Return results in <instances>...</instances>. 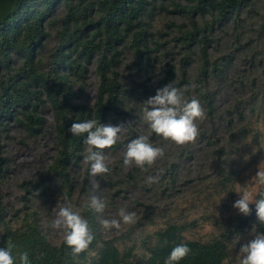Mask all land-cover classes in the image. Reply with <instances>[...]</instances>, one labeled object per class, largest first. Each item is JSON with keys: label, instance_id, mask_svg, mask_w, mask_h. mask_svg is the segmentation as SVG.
Returning a JSON list of instances; mask_svg holds the SVG:
<instances>
[{"label": "trees", "instance_id": "trees-1", "mask_svg": "<svg viewBox=\"0 0 264 264\" xmlns=\"http://www.w3.org/2000/svg\"><path fill=\"white\" fill-rule=\"evenodd\" d=\"M170 1L175 29L152 35L147 17L156 0H0V126L12 120L29 137L41 135L40 113L51 108L55 154L44 178L54 187L35 181L27 191L58 193L69 210L59 244L33 220L15 227L3 221L0 264H264V0ZM125 48L133 50L127 67L136 69L142 98L161 91L159 99L172 108L153 119L159 106L144 102L152 119L148 140L161 141L159 157L144 164L156 146L134 135L140 165L121 177L134 181L146 167L157 170V181L132 186L142 197L164 196L176 188L183 164L199 156L207 176L199 180L209 185L197 194H203L201 203L185 198L170 209L156 205L130 227L126 240L104 239L87 177L76 190L72 171L84 142L94 140L92 156L95 149L116 150L120 144L105 130L134 119L126 103L135 90L118 71ZM90 73L96 80L91 106L83 103ZM3 163L0 155V176ZM251 168L255 184L248 201L236 188ZM217 198L222 207L214 204ZM202 225L213 232L199 235Z\"/></svg>", "mask_w": 264, "mask_h": 264}, {"label": "rangeland", "instance_id": "rangeland-1", "mask_svg": "<svg viewBox=\"0 0 264 264\" xmlns=\"http://www.w3.org/2000/svg\"><path fill=\"white\" fill-rule=\"evenodd\" d=\"M153 7L149 8L150 13L147 17L151 26L150 32L152 35H156V32L161 30L163 31L162 33L169 34L175 29L174 25L170 26L171 23L176 22V19L178 20V16L175 13H170L173 9L171 1L156 0V2H153ZM176 25L179 26L180 23L177 22ZM122 54L127 56V60L120 65L118 71L125 86L135 90L134 99L126 103V108H132L133 113L131 114L134 119H126L122 123L109 125L105 130L106 135L108 136L109 134L113 142L120 144L116 150L112 148L95 149V153L92 156L94 140L84 142L81 146L80 159L72 174L75 177L73 182L77 187L76 190L79 189L82 178L87 177L89 198L96 210L103 238L111 239V237L123 235L126 240L125 234L130 227L139 218L147 216L156 205H159L160 208L170 209L173 208L171 203L174 200L179 206L180 202L184 201L185 198H195L196 203H201L200 200L203 198V194H197L205 191L203 189L209 185V180H199L202 175L205 178L207 177L201 172L202 169H199V156L194 157L189 163L183 164L181 174L177 178L176 188L174 190L170 189L169 193H167L171 195L170 198H167V194L164 196H159L158 194L156 197H142L141 190L132 186L136 180L140 179H144L139 185L140 187L145 186L146 182L150 184L153 181H157L162 176L161 172L157 170L152 171L150 167H146L143 173L136 175L134 181L128 180L127 177H121L130 171L133 166L138 167L140 165L137 153L140 150L138 149L140 141L134 135L143 134L142 137L145 143L150 146L152 144L156 146L154 152L152 150L149 155H144L146 157L144 164L150 166L159 157L156 152L161 141L159 143H150L148 140L149 131L146 126L150 124L152 119H147L148 112L151 110L146 107L144 102L150 103L155 108L159 106V110L154 112L159 115L154 114L153 117L151 116L153 119L159 118L162 113L168 112L172 108L171 103H166L159 99L162 94L161 91L158 94L150 95V97L146 95L145 98H142L143 90H139L142 86L134 84L136 78L133 73L136 69L132 67L129 70L127 67L131 65L133 60V50L125 48ZM156 66L158 65L155 64ZM95 93L96 80L93 74L90 73L88 86L83 93V103L91 106ZM221 107L220 105L219 108ZM40 117L44 120V131L43 134L37 136L29 137L26 130L12 120L8 121L5 126H0V136H2V139H0V155L4 159L2 165L4 172L0 176V227L3 221L7 225L15 227L23 222H31L33 220L38 230L52 244H59L65 236V226L69 211L67 205L60 201L58 193L52 194L49 189L41 191L38 188L34 192L27 191L31 190L30 184L35 181L40 182L43 186L54 187L53 182H46L44 178V173L51 162V157L55 154L54 120L51 108L46 106L42 109ZM160 128L163 129V125H160ZM1 130H4V132ZM167 145L168 142L161 147L162 151H165ZM261 164L259 172L264 173V161ZM251 170L252 168L246 171L243 175L246 179L241 186L236 188L237 192L241 191L248 201L252 197L255 184L254 176H250V174H255V172H250ZM123 179H126L123 186H118L116 182ZM108 182L110 185L107 184ZM157 185H159L158 182ZM116 190H120L121 193L116 195ZM198 190L201 191L195 193ZM222 200V198H217L214 204L222 207ZM221 210L225 211V208ZM220 211L218 210V212ZM149 229L148 227L146 228L147 231ZM197 231L199 235H205L211 234L213 229L209 225H202ZM142 239V237L138 238L137 246L141 245ZM246 241L244 240L241 243ZM241 243H236L238 244L237 249L239 252H241V247L243 246ZM224 264L234 263L225 262Z\"/></svg>", "mask_w": 264, "mask_h": 264}]
</instances>
